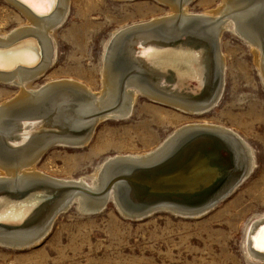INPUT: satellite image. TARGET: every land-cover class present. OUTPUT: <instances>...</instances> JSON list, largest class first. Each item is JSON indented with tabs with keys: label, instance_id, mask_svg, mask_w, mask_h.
<instances>
[{
	"label": "bare ground",
	"instance_id": "1",
	"mask_svg": "<svg viewBox=\"0 0 264 264\" xmlns=\"http://www.w3.org/2000/svg\"><path fill=\"white\" fill-rule=\"evenodd\" d=\"M4 1L26 23L0 35V83L18 88L0 103V245L38 243L56 215L74 201L81 210L100 211L108 194L115 200L123 193L121 210L133 218L159 208L199 216L250 176L255 160L249 144L229 128L206 122L176 127L151 152L108 157L92 182L50 177L36 164L51 146L87 144L101 119L131 115L137 92L185 113L198 115L213 108L221 97L226 65L218 42L230 26L250 44L264 82V0H222L217 8L202 12L188 9L193 0H155L169 6L166 15L114 30L105 43L100 91L65 78L46 80L38 89L30 85L55 56L51 36L78 0ZM139 35L143 41L129 49L128 43ZM21 38L26 39L9 45ZM197 41L204 46L196 48ZM45 116L52 122L33 120ZM16 118L24 121L16 125ZM53 123L60 133H35L52 130ZM133 171L139 172L131 181L118 180L104 192L111 179ZM148 193L185 200L170 197L178 204L159 201L143 211L134 209V196ZM207 198L213 201L194 206ZM246 247L249 258L264 262V218L250 227Z\"/></svg>",
	"mask_w": 264,
	"mask_h": 264
},
{
	"label": "rangeland",
	"instance_id": "2",
	"mask_svg": "<svg viewBox=\"0 0 264 264\" xmlns=\"http://www.w3.org/2000/svg\"><path fill=\"white\" fill-rule=\"evenodd\" d=\"M221 1L193 0L188 9L202 12ZM169 9L155 0L76 1L67 20L51 34L55 56L31 87L65 78L102 90V55L112 32L166 15ZM25 23L16 8L0 0V35ZM218 43L226 65L221 97L213 108L198 115L185 113L137 92L131 115L101 119L81 147L47 148L36 167L57 179L92 182L108 157L151 152L176 127L206 122L229 128L249 144L255 160L250 176L199 216L159 209L133 218L111 194L95 212L79 209L74 201L56 215L38 243L0 245V264H264L246 251L250 227L264 218V82L250 44L233 33V26ZM17 90L0 83V103Z\"/></svg>",
	"mask_w": 264,
	"mask_h": 264
},
{
	"label": "water",
	"instance_id": "3",
	"mask_svg": "<svg viewBox=\"0 0 264 264\" xmlns=\"http://www.w3.org/2000/svg\"><path fill=\"white\" fill-rule=\"evenodd\" d=\"M26 38H31L30 36H27ZM26 38H21V39H19V40H16L15 42H13V43H11V44H9V45H12V44H14V43H16V42H19V41H21L22 39H26ZM134 39H135V37H134ZM137 39V40H136ZM134 41H132L131 42V44H129L128 43V48L130 49H134V47L135 46H137V42H138V40L139 41H143V39H144V37H143V35H139V37H137ZM177 41H181V39H174L172 42L173 43H176ZM141 42H139L138 43V46L139 45H141L140 44ZM191 43V42H190ZM195 46H196V48L198 47V48H201V47H203L204 46V43L203 42H201V41H197V42H195ZM0 49H4V47H0ZM128 50V49H127ZM206 52H204L205 54L207 53V50H205ZM205 56V55H204ZM41 58V57H40ZM16 66H19V65H16ZM15 66V67H16ZM15 67H12V68H9V69H5L4 71H7V70H10V69H14ZM43 119H45V121H49L48 123H51L52 122V119H51V117L50 116H45V117H35L33 120H43ZM24 121V119H21V118H16V120H15V124L16 125H18L17 123H22ZM17 122V123H16ZM42 122H44V121H42ZM45 123V122H44ZM52 127H53V129L52 130H49V129H44V130H41V131H38V132H35V133H41V132H49V131H51V132H55V133H60V132H58L57 130H59L60 131V129H57L56 128V126H55V123H53V125H52ZM62 131H64V129L62 130ZM10 137H11V133H9V134H6V138H8V139H10ZM153 155H149L148 157L149 158H151ZM148 157H146V158H148ZM184 161V160H183ZM131 162H135V161H131ZM139 171H133V172H131V174L130 175H118L117 177H114L113 179H111L108 183H107V185L105 186V189H104V192L105 191H107L108 190V188L114 183V182H116V181H118V180H123V181H131V176L133 175V174H137ZM141 172V174H143V175H149V174H151V173H149V171H146V170H141L140 171ZM120 191V190H119ZM122 196H123V193H118V197H117V199H115V201H116V203H117V206L119 207V209H122V202H120V200L122 199ZM170 197H177V198H179V199H183V200H185L184 198H182V197H180V196H178V195H175V194H164V193H148V194H146V195H144L142 198H137V197H134V201H133V203L132 204H134L135 206H134V209L136 208V209H138L139 211H143V209H146L147 208V206H150V204L151 203H156V202H159V201H167V202H169V203H177L176 201H172V198H170ZM213 198H211V199H209L208 200V198L206 199V200H204L203 199V201H201L200 202V204L198 203V204H196V205H194V206H201V205H203V204H205L206 202H207V200H208V202L210 201V202H212L213 200H212ZM212 200V201H211ZM144 203H146V204H144ZM178 204V203H177ZM186 206H188V205H186ZM188 207H191V206H188ZM160 209V208H159ZM159 209H154V210H151V211H148V212H145L144 214H142L141 216H143V215H147V214H149V213H151V212H153V211H156V210H159ZM161 209H163V208H161ZM170 210V209H169ZM125 213V212H124ZM140 217V216H139Z\"/></svg>",
	"mask_w": 264,
	"mask_h": 264
},
{
	"label": "snow or ice",
	"instance_id": "4",
	"mask_svg": "<svg viewBox=\"0 0 264 264\" xmlns=\"http://www.w3.org/2000/svg\"><path fill=\"white\" fill-rule=\"evenodd\" d=\"M25 2H28V0H25ZM262 250H264V249H262Z\"/></svg>",
	"mask_w": 264,
	"mask_h": 264
}]
</instances>
